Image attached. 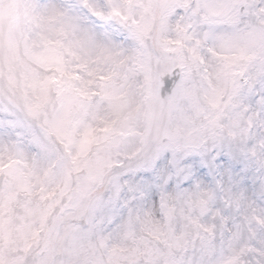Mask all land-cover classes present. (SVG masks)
<instances>
[{
  "label": "snow or ice",
  "instance_id": "snow-or-ice-1",
  "mask_svg": "<svg viewBox=\"0 0 264 264\" xmlns=\"http://www.w3.org/2000/svg\"><path fill=\"white\" fill-rule=\"evenodd\" d=\"M0 264H264V0H0Z\"/></svg>",
  "mask_w": 264,
  "mask_h": 264
}]
</instances>
